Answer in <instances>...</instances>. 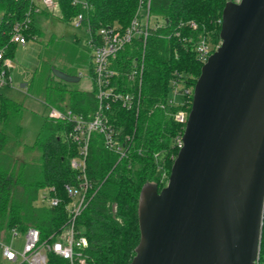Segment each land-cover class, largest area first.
I'll use <instances>...</instances> for the list:
<instances>
[{
	"label": "trees",
	"instance_id": "trees-1",
	"mask_svg": "<svg viewBox=\"0 0 264 264\" xmlns=\"http://www.w3.org/2000/svg\"><path fill=\"white\" fill-rule=\"evenodd\" d=\"M227 2L151 0V14L161 27L152 30L145 45L139 39L121 53L119 65H127L131 58L144 55L141 98L137 109L122 110L110 119L122 136L131 137L126 157L106 150L98 133L90 145L87 174L94 187L78 220L89 243L88 264L132 263L141 240L138 217L141 191L151 184L161 192L168 184L179 152L175 139L185 131V125L177 122L174 114L191 110L194 88L204 65L197 46L205 40L211 55L220 46L222 14ZM85 3L58 0L60 18L72 22L82 14L84 26H90L94 36L107 26L126 29L140 6V0H85ZM35 8L33 0H0L3 55L0 74L4 68L7 70L5 61L14 58L18 44L12 42V36L16 24L25 23L23 34L28 40L42 35L35 21ZM48 72L42 80L39 69L31 81V88L35 86L38 90L42 87L41 80L44 81L47 106L63 109L67 105L85 116L95 110L94 92L73 89L56 78L53 69ZM174 80L190 94L183 96L181 104L170 106ZM23 114V105L0 93V239L5 241L13 229L24 232L36 228L43 239L60 234L69 220L68 207L72 201L66 186L75 184L78 177L70 166L79 151L71 138V124L47 118L33 145L21 150ZM47 191V198L60 199L57 207L41 199V192ZM259 264H264V228Z\"/></svg>",
	"mask_w": 264,
	"mask_h": 264
},
{
	"label": "water",
	"instance_id": "water-1",
	"mask_svg": "<svg viewBox=\"0 0 264 264\" xmlns=\"http://www.w3.org/2000/svg\"><path fill=\"white\" fill-rule=\"evenodd\" d=\"M168 184H147L131 264H256L264 228V0H228ZM56 78L80 77L53 69Z\"/></svg>",
	"mask_w": 264,
	"mask_h": 264
},
{
	"label": "built area",
	"instance_id": "built-area-1",
	"mask_svg": "<svg viewBox=\"0 0 264 264\" xmlns=\"http://www.w3.org/2000/svg\"><path fill=\"white\" fill-rule=\"evenodd\" d=\"M42 2L47 10L58 7V0H42ZM73 2L79 4L75 0ZM236 2L239 3L240 0ZM40 12L41 8L36 6L35 14ZM152 18L151 0H140L139 10L126 29L107 26L101 28L94 36L91 27L84 26L82 14L73 20L77 28L87 29V44L94 52L90 75L93 79L96 108L85 116L74 112L70 107L63 109L49 107L50 120L71 124V138L79 150L78 156L70 162L71 168L78 173L77 181L75 184L66 186V191L72 200L68 207L69 220L60 234L52 235L47 239H43L36 228H29L24 232L13 229L8 241L0 239V258L9 264H88L86 250L89 243L78 225V220L89 204V196L94 187L87 174L90 145L94 135L98 133L103 137L106 150L114 152L120 158L128 154L131 137L122 136L120 129L111 123L110 119L112 115L119 114L122 110L133 111L139 106L145 68L144 55L132 58L127 65H119V61H121V53L127 47L132 46L139 39L145 45L152 30L155 31L161 27V24L152 23ZM24 26L25 23L16 24L12 36V42L23 46L28 41L23 34ZM197 53L205 64L211 56L210 45L202 40L197 46ZM0 60H3L2 53H0ZM6 63L9 61H5V66H7ZM5 77L7 72L2 71L0 93L5 85L11 83V80L6 81ZM179 94L188 95L190 91L183 90L174 80L168 102L170 106L177 105L176 97ZM188 115L189 113L185 110H179L174 114V118L186 126ZM182 137L175 139V145L179 150L184 145ZM47 197H49L48 191L45 192L43 199H46L49 205L57 207L60 204L59 198ZM18 240L23 241L22 250L16 247ZM259 260L256 264H259Z\"/></svg>",
	"mask_w": 264,
	"mask_h": 264
},
{
	"label": "rangeland",
	"instance_id": "rangeland-1",
	"mask_svg": "<svg viewBox=\"0 0 264 264\" xmlns=\"http://www.w3.org/2000/svg\"><path fill=\"white\" fill-rule=\"evenodd\" d=\"M33 1L39 7L44 8L42 0ZM75 1L79 4L85 3V0ZM42 10H45L42 12L45 15L35 16V21L41 29L42 35L37 39L28 40L25 46L18 45L15 49L13 60L6 63L7 70L5 68L3 70V72H7L5 80L9 79L11 83L5 85L1 93L13 98L24 107L22 119L24 135L21 150L23 146L33 145L48 117V106L44 102L45 85H43L44 81L42 80H44V75L48 74L50 69H54V67L55 69L61 68L76 74L77 77L82 74L79 82L67 84H70L71 88L81 91L92 92L94 90L93 79L90 75L94 52L87 44V29L83 27L77 28L73 21H63L60 18L59 6L49 10L45 8ZM155 21L156 18L153 17L152 23ZM39 69L42 71L41 75L43 76V78H40L42 79L41 90H38L35 86L31 88L32 76ZM182 100L183 95H177V104H181ZM44 194L45 192H41V199H43ZM16 245L19 250H22L23 241L18 240ZM0 264L9 263L0 258Z\"/></svg>",
	"mask_w": 264,
	"mask_h": 264
},
{
	"label": "crops",
	"instance_id": "crops-1",
	"mask_svg": "<svg viewBox=\"0 0 264 264\" xmlns=\"http://www.w3.org/2000/svg\"><path fill=\"white\" fill-rule=\"evenodd\" d=\"M35 3V2H34ZM36 6H38V5H36ZM39 7V6H38ZM41 8V12L40 13H37L36 15H45V14H42V9H44V8H42V7H40ZM35 15V16H36ZM18 45H20V44H18ZM17 45V46H18ZM25 46V45H24ZM59 70H61L62 71V69L61 68H58ZM68 74V73H67ZM91 74V73H90ZM69 75H72V76H75V77H77V75L76 74H69ZM33 77H34V75L32 76V79H33ZM79 77H80V80H81V78H82V74H79ZM32 79H31V81H32ZM86 92H91V91H86ZM93 92V91H92ZM2 94V93H1ZM3 95V94H2ZM3 96H5V97H7V98H10V99H12V100H14L13 98H11V97H9V96H6V95H3ZM14 101H16V100H14ZM17 102V101H16ZM19 103V102H18ZM21 104V103H20ZM22 105V104H21ZM65 107H68L67 105H64ZM49 107L50 106H48V110H49ZM48 118V117H47ZM1 126V125H0Z\"/></svg>",
	"mask_w": 264,
	"mask_h": 264
}]
</instances>
